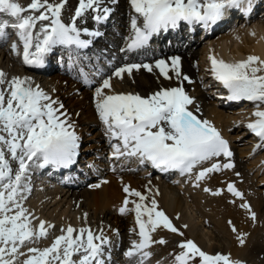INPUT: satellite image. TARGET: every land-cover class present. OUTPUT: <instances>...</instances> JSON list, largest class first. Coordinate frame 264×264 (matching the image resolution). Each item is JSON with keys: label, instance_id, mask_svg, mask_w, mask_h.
Listing matches in <instances>:
<instances>
[{"label": "bare ground", "instance_id": "1", "mask_svg": "<svg viewBox=\"0 0 264 264\" xmlns=\"http://www.w3.org/2000/svg\"><path fill=\"white\" fill-rule=\"evenodd\" d=\"M30 2L19 0L23 6ZM77 5L78 0H67L61 14L65 24L72 22ZM108 6L113 8V12L106 21L97 23L91 19V15L84 21L77 20L78 27L99 31L100 36L82 33L81 39L92 41L86 48L56 46L47 55L43 67L23 63V45L15 37L14 30L8 29L7 41L0 43V69L9 78L31 77L34 85H39L53 100L63 104L61 111L67 113V118L74 124V131L80 137L79 149H83V133L92 132L95 136L94 142L87 148L92 151L81 153L79 160L68 168L48 165L41 168L44 169L42 174L35 175L36 168L31 171V190L24 206L38 220L47 221L55 227L49 230L47 238L29 246L41 249L50 246L54 238L61 235V228L66 229L69 225L76 229L91 228L94 232L103 229L111 241L109 264H136L135 260L124 256L132 241L139 242L141 239L135 211L121 214L119 209L126 196L129 209H134L133 201H140L138 197L124 192L127 185L141 192L146 197L143 203L148 206H151V199L154 198L157 210H162L179 230L174 233L158 227L151 232L153 240L163 238L166 243L151 244L147 250L152 255L144 264H173L174 254L181 251L179 245L187 240H192L209 255L220 253L230 255V259L239 260L242 264H264V195L258 188L256 176L251 174L252 167L242 160L249 152L232 142V138L239 134L232 137L229 131L238 122L248 129L246 125L256 119L252 115L256 104L244 100L242 108H238L243 104L239 103L242 100H228L230 93L212 74L210 59L215 57L234 63L254 55L264 60V0H256L253 10L247 14L230 10L221 21L207 30H203L205 27L200 24L181 22L175 29L154 34L145 47L132 52L120 50L126 46V38L130 35V17L135 15L129 0H117V3H109ZM39 23L34 31L38 30ZM198 32L199 36L193 35ZM13 41L17 42L20 55L11 51ZM175 56L180 57L181 78H177L169 67L168 74L172 79H166L155 68V61L163 59L171 65L169 58ZM132 63H148L153 65V71L133 69L131 75L123 73L122 79L113 75L117 68ZM199 68L203 69L202 73H199ZM258 74L264 75V71ZM183 76L189 80H183ZM109 77L112 88L105 89L108 94L138 93L147 97L161 88L183 86L185 92L194 98V103L188 106L189 110L197 118L211 122L228 141L233 156L214 157L185 174L178 170L162 172L151 164L141 165L134 157L117 160L113 157L111 144L118 141L106 135V126L95 106L96 88ZM85 78L88 83H85ZM247 107L248 110L244 111ZM106 152L113 159H108ZM260 159L264 160V153ZM229 160L234 167L223 168V164ZM213 163L221 165L220 171L196 181L197 173ZM254 164L258 166L256 162ZM13 167L17 165L13 163ZM236 173L241 175L237 176ZM229 183L243 193V199L227 191ZM96 184L100 186L91 187ZM205 188L210 191H205ZM217 190H221L220 194L213 195ZM245 201L256 213L255 220L247 209L240 207ZM142 218L146 220L147 216ZM38 220L33 223L37 224ZM233 226L236 232L232 230ZM238 236L245 240L243 245L239 243ZM22 251L26 253L27 249ZM74 259H78V256ZM195 264H201L199 258Z\"/></svg>", "mask_w": 264, "mask_h": 264}, {"label": "snow or ice", "instance_id": "2", "mask_svg": "<svg viewBox=\"0 0 264 264\" xmlns=\"http://www.w3.org/2000/svg\"><path fill=\"white\" fill-rule=\"evenodd\" d=\"M66 3L67 0H31L23 6L19 0H0V43L7 41L8 29L14 30L23 45V63L43 67L47 55L56 46L88 47L92 41L81 39V34L100 36L101 33L78 27L77 20L84 21L89 15L97 23L108 20L113 12L108 4H115L117 0H78L69 24L61 19ZM129 4L135 15L130 17V35L126 38L125 48L120 49L122 52L145 47L154 34L175 29L181 22L209 28L221 21L230 10L250 13L256 0H129ZM38 22L39 28L34 31ZM11 51L21 54L16 41L12 42ZM169 59L171 65L161 59L155 61V68L166 79H172L168 74L169 67L177 78H181L180 57ZM210 59L212 74L230 93L228 100H247L256 104L252 113L256 119L246 126L264 142V107H261L264 105V75L258 74L264 71V60L254 55L234 63L215 57ZM140 68L153 71V65L148 63H132L117 68L113 75L122 79L123 73L131 75L133 69ZM182 79L189 80L187 76ZM85 83H88L87 78ZM111 88V77L104 79L96 88L95 106L106 126V135L118 141L111 144L113 157L117 160L134 157L141 165L148 163L162 172L178 170L185 174L214 157L233 156L228 141L211 122L197 118L189 110L188 106L194 103V98L185 92L183 86L161 88L147 97L138 93L105 92V89ZM61 109L63 104L53 100L39 85H34L31 77L9 78L0 69V264H109L111 260V241L103 229L94 232L91 228L76 229L69 225L66 229L61 228V235L56 236L50 246L42 249L29 246L47 238L49 230L55 227L47 221L38 220L24 206L31 190V171L48 165L68 168L78 156L80 137L67 113ZM257 147L264 148V143ZM13 163L17 167L14 168ZM222 167L231 169L234 164L229 160ZM220 169V164L213 163L202 168L195 179L204 180L209 173ZM99 186L91 185L94 188ZM204 190L210 191L208 188ZM220 191L212 194L219 195ZM227 191L243 199V193L236 190L232 183L228 184ZM124 192L139 198L140 202H132L134 209H129L126 196L119 212L135 211L141 238L139 242L132 241L124 256L135 260L136 264H144L152 255L147 250L151 244L166 243L163 238L153 240L151 232L158 227L174 233L179 230L162 210H157L154 198L148 206L143 203L146 197L141 192L127 185ZM240 207L247 209L251 218L256 219V213L248 202ZM84 215L86 218L87 213ZM145 215L146 220L142 218ZM34 220L38 223L34 224ZM232 230L237 231L235 226ZM238 240L241 245L245 243L241 236ZM179 247L181 251L174 254L173 264H195L197 258L201 264H242L239 260L230 259V255H209L192 240L182 242ZM24 248L26 253L22 251ZM22 256L26 259L21 261ZM75 256L78 259H74Z\"/></svg>", "mask_w": 264, "mask_h": 264}, {"label": "rangeland", "instance_id": "3", "mask_svg": "<svg viewBox=\"0 0 264 264\" xmlns=\"http://www.w3.org/2000/svg\"><path fill=\"white\" fill-rule=\"evenodd\" d=\"M205 29L206 28H204L203 30H205ZM193 35L199 36L200 32H198V34L194 33ZM202 70H203L202 68H199V73H202ZM70 73H71V71H70ZM87 87L90 89L92 88V86H87ZM243 101L244 100H242V102H239L240 104H242V103L243 104L238 106V108H242V106L244 105ZM247 110H248V107L246 108V110L244 109V111H247ZM241 124H242L241 122H238L232 128H229L230 129L229 131H230V134L232 137L235 136L236 134L237 135L239 134V136H240V137L238 136L236 138L233 137L232 142L234 144H238L241 148H243L244 151L249 152V153L245 154V156L242 158V160H244L245 162H248L249 166L252 167L251 168V174L256 176L255 179L258 180V184H257L258 188L261 190L262 195H264V160L260 159L262 153H264V148L257 147V145L261 144L260 142H262V141H260V139L256 140L258 137L254 136V134L249 129H245L244 128L245 126H243V125L241 126ZM244 131H245V133H244ZM93 135L94 134H92V132H89V134H85V133L82 134L81 145H82L83 149H78L79 153H78L76 160H79L81 153H84V152L86 153L88 151H92V149H87V148L95 140V136H93ZM255 147H257V148H255ZM105 155L108 159H113V157L110 156V154H108V152H106ZM100 159H103V157ZM255 162L258 164V166H254ZM242 181H244V180H242ZM23 257H20L21 261L25 259V256H23Z\"/></svg>", "mask_w": 264, "mask_h": 264}]
</instances>
